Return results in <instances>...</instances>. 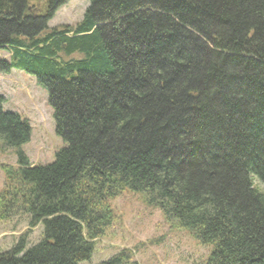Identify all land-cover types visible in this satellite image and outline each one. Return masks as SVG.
I'll use <instances>...</instances> for the list:
<instances>
[{
	"label": "trees",
	"instance_id": "obj_1",
	"mask_svg": "<svg viewBox=\"0 0 264 264\" xmlns=\"http://www.w3.org/2000/svg\"><path fill=\"white\" fill-rule=\"evenodd\" d=\"M67 1L0 0V72L37 76L66 143L32 163L30 124L0 94V140L19 159L0 219L44 228L0 264L89 260L124 191L213 245L206 264H264V0H90L50 27ZM99 264L139 262L123 249Z\"/></svg>",
	"mask_w": 264,
	"mask_h": 264
},
{
	"label": "rangeland",
	"instance_id": "obj_2",
	"mask_svg": "<svg viewBox=\"0 0 264 264\" xmlns=\"http://www.w3.org/2000/svg\"><path fill=\"white\" fill-rule=\"evenodd\" d=\"M90 0H68L49 21V26L76 25L83 19ZM10 62V52L0 49V60ZM0 94L4 96L5 111L18 113L30 124V140L21 149L35 164L54 161L56 152L66 143L55 130L53 109L47 89L36 75L20 68L0 72ZM17 150L5 148L0 140V191L6 185L4 166L17 167ZM113 224L96 241L89 260L81 264H99L123 249L131 251L139 264H206L213 245L202 244L195 235L174 227L157 205L150 204L142 194L124 191L111 198ZM26 215L9 220L0 219V253L13 248L26 237V248H31L43 237V225L30 224Z\"/></svg>",
	"mask_w": 264,
	"mask_h": 264
}]
</instances>
